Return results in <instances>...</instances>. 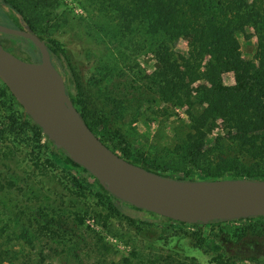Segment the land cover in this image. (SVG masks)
Instances as JSON below:
<instances>
[{
    "label": "trees",
    "instance_id": "16d2710c",
    "mask_svg": "<svg viewBox=\"0 0 264 264\" xmlns=\"http://www.w3.org/2000/svg\"><path fill=\"white\" fill-rule=\"evenodd\" d=\"M5 1L23 14L16 1L15 5ZM30 1L33 6L47 4V0ZM87 1L97 8L98 20L102 18L95 25L98 36L107 44L112 57H116L115 65L107 66L104 78L101 76L109 99L114 97V102L120 106L115 120L119 121L120 116L132 110L133 99L142 107L156 98L163 104L186 108L189 132L177 149L186 158L184 178L197 172L211 179L229 176L264 180V0ZM23 16L36 32L28 18ZM247 29L253 30L257 40L252 59L242 57L238 39V35ZM181 40L187 42L185 54L176 49ZM139 48H143L154 62L152 72L145 74L144 79H138V73H133V68L125 65L129 57L138 54ZM228 73L234 76L232 85L224 82V75ZM0 100L7 108V114L0 123V137L7 133L22 141H32L33 148L46 158L47 163H51L52 158L54 163L71 164L78 169L80 174L65 165L70 177L95 192L104 204L107 213L103 217V227L119 234L121 227L114 224L115 219L122 223L127 221L138 229L157 226L159 220L154 214L118 201L96 179L90 182V173L60 153L42 135L9 89L1 83ZM87 100L83 92V100L75 98L74 103L78 110L83 106L79 111L103 143L133 163L161 172L153 163L131 156L125 138L109 122L108 116L113 109L94 106ZM124 101L128 103L125 106ZM218 122L224 126L222 135H216ZM211 141L216 146L207 148ZM215 149L220 151L219 154ZM240 221L248 222L250 230L259 229L264 233V218ZM46 222L70 228V224L61 217L46 218ZM227 223L230 222L195 224L193 227L202 229ZM162 227L170 231L188 225L167 220ZM138 236L137 231L132 236L133 240ZM202 242L210 249L222 250L216 237ZM18 256L19 252H13L8 258L11 263L22 264ZM112 264H156V261L140 256L135 245L129 256Z\"/></svg>",
    "mask_w": 264,
    "mask_h": 264
},
{
    "label": "rangeland",
    "instance_id": "374dc122",
    "mask_svg": "<svg viewBox=\"0 0 264 264\" xmlns=\"http://www.w3.org/2000/svg\"><path fill=\"white\" fill-rule=\"evenodd\" d=\"M7 1L13 5L16 1L36 32L62 50L74 74L75 97L82 101L84 92L94 106L113 109L111 115L106 110L109 122L119 129L133 158L149 161L163 173L185 177L186 158L177 149L189 132L186 108L172 107L156 98L142 107L128 96L134 101L132 110L115 120L120 106L114 97L109 99L101 79L107 66L115 65L116 57L98 36L95 25L102 18L98 20L99 12L91 2L47 0L45 6H33L30 0ZM238 39L242 57L252 59L257 42L253 30L247 29ZM176 49L185 54L187 42L181 40ZM125 65L138 73V79L154 68L143 48ZM224 82L232 85L233 74H225ZM78 108L81 111L83 106ZM6 111L0 100V123ZM218 125L216 135H222L224 126L221 122ZM215 146L211 141L207 148ZM33 147L32 141L12 134L0 137V254L4 256H0V264H16L8 258L13 252H19L22 264H112L129 256L135 245L140 256L156 264H264V233L250 230L246 221L165 231L162 226L167 219L139 229L115 219L121 231L112 233L102 225L107 211L96 193L72 179L65 165L54 163L52 158L47 163ZM188 177L211 179L197 172ZM50 217L64 218L70 228L47 224ZM137 231L139 236L133 240ZM214 237L221 243V251L202 242Z\"/></svg>",
    "mask_w": 264,
    "mask_h": 264
},
{
    "label": "water",
    "instance_id": "95a60500",
    "mask_svg": "<svg viewBox=\"0 0 264 264\" xmlns=\"http://www.w3.org/2000/svg\"><path fill=\"white\" fill-rule=\"evenodd\" d=\"M4 10L21 29L0 31L24 37L40 51L30 57L0 42V83L55 148L90 173L118 201L154 214L163 223L187 225L264 218V180L247 177L202 179L149 170L118 155L95 135L77 109L70 75L56 66L41 36L23 14ZM74 169L71 164H65Z\"/></svg>",
    "mask_w": 264,
    "mask_h": 264
},
{
    "label": "flooded vegetation",
    "instance_id": "af4514ba",
    "mask_svg": "<svg viewBox=\"0 0 264 264\" xmlns=\"http://www.w3.org/2000/svg\"><path fill=\"white\" fill-rule=\"evenodd\" d=\"M5 6L9 7V9L12 11L14 10L5 0H0V25L21 29V25L19 24V22L4 10ZM0 42H2L3 45L11 51L12 49H15L18 52L27 54L33 58L38 57L40 54L39 49L33 43L21 36L10 35L0 31ZM45 42L49 49L50 57L55 65L59 66L63 72L70 75V80H72L74 83L71 94L75 96L76 87L74 74L69 64L67 63L62 50L46 39Z\"/></svg>",
    "mask_w": 264,
    "mask_h": 264
}]
</instances>
